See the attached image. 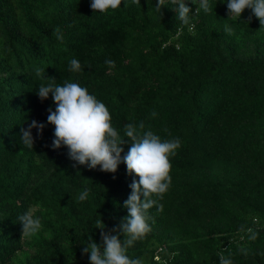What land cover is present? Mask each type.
<instances>
[{"label":"trees","instance_id":"1","mask_svg":"<svg viewBox=\"0 0 264 264\" xmlns=\"http://www.w3.org/2000/svg\"><path fill=\"white\" fill-rule=\"evenodd\" d=\"M155 3L122 0L94 13L90 0H0V264H90L82 248L89 236L102 243L99 227L126 238V164L115 173L74 167L66 147H50L51 124L42 135L33 129L32 148L20 138L55 110L38 87L65 81L103 101L122 137L134 123L141 135L181 141L169 188L148 210L149 231L127 255L143 264H264V28L250 9L228 19L220 0L190 25L173 0L161 12ZM74 57L80 72L69 70ZM25 211L41 219L30 237L18 220Z\"/></svg>","mask_w":264,"mask_h":264},{"label":"clouds","instance_id":"2","mask_svg":"<svg viewBox=\"0 0 264 264\" xmlns=\"http://www.w3.org/2000/svg\"><path fill=\"white\" fill-rule=\"evenodd\" d=\"M124 5L126 0H123ZM137 2V0H133ZM226 4L228 19L239 18L245 9H250L258 18L261 28H264V0H220ZM122 0H90L93 12H108L121 7ZM197 5L195 13L186 0H173L176 18L183 25H190L192 19L201 11H212L211 0H192ZM217 3V0H216ZM161 12L164 0H156L154 5ZM225 30L231 32L229 26ZM61 38V37H58ZM106 64L115 65V61L106 60ZM69 70L80 72L81 62L77 58L69 61ZM54 81L55 78H48ZM41 101L51 94L55 110L48 109L47 122L32 120L26 128H21L20 138L24 145L32 148L34 143L33 129L37 135H42L48 124L54 125L53 139L50 145L53 149L66 147L67 155L74 162L73 166L84 165L89 169L99 166L101 171L115 173L121 163L126 164L129 175L133 176L129 185L131 193L124 201L128 215L122 224L126 238L122 241L118 235L101 231L102 243H97L89 236L82 253L88 255L90 264H143L140 258L127 255V248L142 238L149 231L147 220L148 210L156 203L154 196H160L168 190L171 183L170 157L175 155L180 147L179 137L162 139L151 130L141 135L134 123H128L122 137L111 124V114L106 104L90 93L87 87L77 82L65 81L63 84L49 82L41 84L36 90ZM144 125L141 123L140 128ZM125 137L129 138L125 141ZM130 147L125 152L124 143ZM123 153V155H121ZM138 177V179H137ZM88 196L86 189L79 199ZM22 234L32 236L41 230V219L31 211H25L18 216ZM98 223L103 224L102 221ZM104 225V224H103ZM221 264H231L227 258H221Z\"/></svg>","mask_w":264,"mask_h":264}]
</instances>
